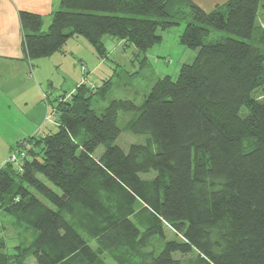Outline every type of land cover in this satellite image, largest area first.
<instances>
[{
  "label": "trees",
  "instance_id": "1",
  "mask_svg": "<svg viewBox=\"0 0 264 264\" xmlns=\"http://www.w3.org/2000/svg\"><path fill=\"white\" fill-rule=\"evenodd\" d=\"M183 1L60 0L44 32L40 15L19 12L29 60L72 36L99 57L104 36L145 54L162 39L158 30L184 18L178 41L195 54L176 78H157L140 106L112 99L97 113L90 101L105 98L109 81L81 83L55 98V130L16 143L17 162L0 167V210L35 230L16 264L21 255L104 264L105 252L118 264H264L262 0H227L212 11ZM120 111L135 113L126 127L144 143L114 144ZM164 225L176 238L148 250ZM3 250L0 237V264H10Z\"/></svg>",
  "mask_w": 264,
  "mask_h": 264
},
{
  "label": "rangeland",
  "instance_id": "2",
  "mask_svg": "<svg viewBox=\"0 0 264 264\" xmlns=\"http://www.w3.org/2000/svg\"><path fill=\"white\" fill-rule=\"evenodd\" d=\"M182 10L186 11V9ZM178 21V25L163 31L158 30L162 39L148 48L145 54L138 55L135 48L132 45L128 46L123 40L104 36L103 42L106 47V56L104 57H99L94 48L83 38L85 45L80 43V50L75 53L77 55L74 57L70 53L64 59L59 58L55 68L45 66L43 64L44 59H36V62L41 63L38 68L40 71L39 80L43 82L44 90L41 92L40 102L38 98V104L36 100L35 105L44 106V116L42 124L33 134L37 135L41 132L55 130L56 115L53 112V107L56 104L55 98L59 94L71 93L81 83L92 85V87L94 86L92 89H95L106 80L109 81L105 98L102 99L95 95L90 101V107L95 109L97 113H101L112 99H129L140 106L144 96L157 78L164 75H169L173 79L176 78L180 65L190 61L195 54V51L183 46L178 41L187 18ZM215 33L225 35L220 31H215ZM67 44L68 46L64 45L63 48L66 47L68 51L72 50L70 47L71 40H68ZM257 97L263 98L259 95ZM15 98H12L13 105H11L14 112L28 113L31 111V102L24 105L23 101ZM5 102L6 100L0 92V112H2L4 104L6 105ZM134 115V112H118L117 125L121 131L114 144H118L125 150L132 143H144L146 140V135L132 134L127 130V123ZM34 116L37 118L36 115ZM1 128L3 129L0 127V130ZM21 131L19 135L10 137L8 141L4 138L5 132L0 134V166L16 148V143L24 137H28L25 131ZM102 150L103 147L99 146L95 154H100ZM164 229V238L158 235L154 236L147 247L148 250L153 249L158 252L165 240L176 238L170 227L164 225ZM34 233V229L19 224L14 217L0 210V237L4 242L3 252L11 257L10 264H16V253L30 245ZM89 244L92 248H96L94 240H90ZM21 256L22 264H36L32 256ZM101 258L104 264H118L106 252L101 254ZM188 258L186 255L181 259L185 261Z\"/></svg>",
  "mask_w": 264,
  "mask_h": 264
},
{
  "label": "crops",
  "instance_id": "3",
  "mask_svg": "<svg viewBox=\"0 0 264 264\" xmlns=\"http://www.w3.org/2000/svg\"><path fill=\"white\" fill-rule=\"evenodd\" d=\"M188 1L197 4L205 11H212L227 0ZM181 2L184 1L181 0ZM59 8L60 0H0V92L7 105L4 104L3 110L0 112V127H3L0 134L5 132L6 141L10 137L19 135L21 130L25 131L28 136L33 135L38 126L42 124L44 116V106L35 105L36 100L38 104V98L40 102V95L44 90V84L39 80L40 71L38 68L41 63L36 62V59L29 60L25 54L19 12L28 11L40 15L42 20L40 30L44 32L51 21L52 13ZM258 23L264 27V0H262L259 9ZM68 40H71L70 47L72 50L70 51L66 47L63 48L64 45L68 46ZM80 43L85 45L82 37L72 36L68 38L61 50L41 58L44 59L43 64L55 68L59 58L64 59L70 53L71 56L77 55L75 53L80 50ZM27 89L29 90L27 91ZM13 97L23 101L24 105L31 102V111L28 113L14 112L11 107Z\"/></svg>",
  "mask_w": 264,
  "mask_h": 264
},
{
  "label": "built area",
  "instance_id": "4",
  "mask_svg": "<svg viewBox=\"0 0 264 264\" xmlns=\"http://www.w3.org/2000/svg\"><path fill=\"white\" fill-rule=\"evenodd\" d=\"M22 140V139H21ZM20 140V141H21ZM19 147H16L15 149H13V151L10 153V155L8 156L7 160L16 163L18 160V153H17V149Z\"/></svg>",
  "mask_w": 264,
  "mask_h": 264
}]
</instances>
